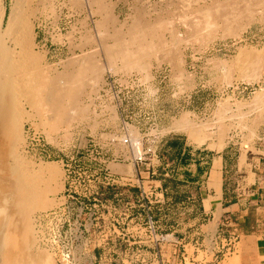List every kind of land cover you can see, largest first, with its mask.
Wrapping results in <instances>:
<instances>
[{"label": "rangeland", "instance_id": "rangeland-1", "mask_svg": "<svg viewBox=\"0 0 264 264\" xmlns=\"http://www.w3.org/2000/svg\"><path fill=\"white\" fill-rule=\"evenodd\" d=\"M2 1L6 16L11 1ZM224 1L106 0L118 25H128L138 8L146 27L158 21L164 24L146 38L152 41L151 51L140 57L148 59L142 58L147 70L104 68L95 85L80 82L77 101L84 113L66 130L50 132L49 138L37 119L22 124L27 156L35 162H54L61 170L57 169L63 186L50 195L61 203L37 214L34 221L42 236L39 244L51 253L53 264H196L186 259L191 248L183 246L190 240L196 218L197 204L189 197L192 186L183 181L193 169L179 162L170 142L178 140L182 148H220L228 142L232 161L236 148L264 144V98L263 106L251 103L254 93L264 88V64H260L264 56L255 58V76L241 69L235 58L239 51L264 46V0H238L235 21L229 25L206 23L205 8ZM71 5L70 0L27 1L28 10L34 11L30 17L34 50L44 53V61L62 72L72 58L92 51L98 53L96 64L109 66L94 28L97 14L90 18L85 9ZM207 15L214 19L215 12ZM152 28H144V33ZM86 32L92 41L89 38L90 42L79 47V38ZM184 120L193 132L179 125ZM131 138L139 147L137 152L124 142ZM112 163H118L116 171L125 178L122 183L111 181V176H117ZM146 174L162 179L166 201L158 207L155 198L151 199L155 228L150 243L132 246L127 224L130 218L143 219L136 185ZM171 233L179 235L182 245L170 242ZM162 234H168L166 247L158 245L156 236ZM136 251L142 255L130 259Z\"/></svg>", "mask_w": 264, "mask_h": 264}, {"label": "bare ground", "instance_id": "bare-ground-1", "mask_svg": "<svg viewBox=\"0 0 264 264\" xmlns=\"http://www.w3.org/2000/svg\"><path fill=\"white\" fill-rule=\"evenodd\" d=\"M10 1L5 16L3 1L0 0V264H53L51 253L39 244L42 236L39 238V229L35 228L34 221L37 214L61 203V200L58 202L55 197H50L63 186L59 182L61 170L57 167L60 170L58 172L54 162L42 160L35 162L34 158L27 156L24 149L25 134L23 135L21 131L22 124L24 121L37 119L38 125L45 130L44 134L48 138L50 132L66 130L70 122L79 120L85 109L78 104L77 85L82 81L95 85L100 77V71H105L104 68L106 70L119 67L137 68L142 72L146 71L148 66L142 58L144 60L147 58L140 57L151 49L149 47L152 41L146 38L151 34H157L151 31L164 28V24L158 21L146 27L140 21L143 11L138 8L128 25H118L106 0H70L71 6L85 9L90 18L97 14L98 19L94 23V28L99 37L98 44L102 46L101 52L100 50L98 52L104 55L109 66L101 67L96 64L98 53L92 51L79 58L69 59L68 68L62 72L53 69L44 61V53L37 52L36 48L34 50V25L30 20V17L34 16L32 15L34 11L28 10V0ZM237 1L226 0L214 8L213 6L205 8L206 23L229 25L234 22ZM250 2L248 1V4ZM211 12H215L214 19L207 15ZM144 28L152 29L144 33ZM89 38L91 40L87 32L81 34L77 45L83 47L90 42ZM257 54L264 56V46L257 51L245 53L239 51L235 57L237 62H241L239 65L241 69L245 72L249 69L250 76H255L258 72V69L253 68ZM163 55H166L165 52ZM260 64L263 66L264 63ZM263 98L264 88H261L254 93L251 103L256 106ZM179 125L184 126L185 130L191 129V125L185 120L184 123L179 122ZM129 141L133 142L132 138ZM134 147V151L137 152L139 147L135 145Z\"/></svg>", "mask_w": 264, "mask_h": 264}, {"label": "crops", "instance_id": "crops-1", "mask_svg": "<svg viewBox=\"0 0 264 264\" xmlns=\"http://www.w3.org/2000/svg\"><path fill=\"white\" fill-rule=\"evenodd\" d=\"M230 149L227 142L220 148L184 145L181 151L189 157L186 165L193 169L183 181L191 184L189 197L197 204L190 240L183 246L191 248L186 259L196 264H264V144L261 141L236 148L234 161L229 156ZM117 164L112 163L113 174L123 177L116 171ZM143 177L136 185L143 219L136 222L130 218L127 224L128 243L132 246L150 243L155 228L150 215L151 199L155 198L158 207L166 201L162 179L147 174ZM167 236H156L159 246L166 247ZM169 240L182 245L179 235L171 233ZM228 241L232 244L226 252ZM139 255L142 252H132L130 259Z\"/></svg>", "mask_w": 264, "mask_h": 264}, {"label": "trees", "instance_id": "trees-1", "mask_svg": "<svg viewBox=\"0 0 264 264\" xmlns=\"http://www.w3.org/2000/svg\"><path fill=\"white\" fill-rule=\"evenodd\" d=\"M170 145L175 147L176 150L174 151V155L179 160V162L186 164L188 162L189 157L185 153L181 154V151H182L181 142H179L178 140H173L170 142Z\"/></svg>", "mask_w": 264, "mask_h": 264}, {"label": "built area", "instance_id": "built-area-1", "mask_svg": "<svg viewBox=\"0 0 264 264\" xmlns=\"http://www.w3.org/2000/svg\"><path fill=\"white\" fill-rule=\"evenodd\" d=\"M124 142H127L128 145L131 146V147H134V145H135L134 142H130V141H128L127 139H126ZM111 177H112V178H111V181H112V182H116V183H122V182L125 180L124 177H118V176H115V177L111 176ZM231 244H232L231 241H228V242L226 243V246H225L226 252L229 251V249H230V247H231Z\"/></svg>", "mask_w": 264, "mask_h": 264}]
</instances>
